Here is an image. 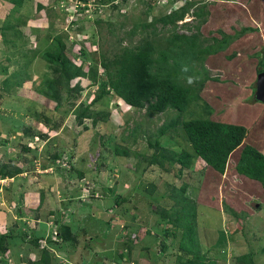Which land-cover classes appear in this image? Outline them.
I'll return each instance as SVG.
<instances>
[{
	"label": "rangeland",
	"instance_id": "rangeland-1",
	"mask_svg": "<svg viewBox=\"0 0 264 264\" xmlns=\"http://www.w3.org/2000/svg\"><path fill=\"white\" fill-rule=\"evenodd\" d=\"M184 1L191 5L175 28L143 26ZM8 9L0 0V26ZM16 13L26 24L15 25L14 35L5 32L6 41L0 34V167L20 172L0 178V234L7 236L0 260L36 264L43 247L49 264H175L180 233L159 213L174 204L170 190L185 184L184 195L196 206L204 262L238 264V256L251 253L254 264H264V187L234 171L241 147L222 175L197 158L179 177L147 162L157 153L148 146L155 140L164 151L190 153L180 122L191 117L241 125L247 132L243 144L264 153V103L253 99L259 62L264 66V0H25ZM174 33L195 34L199 48L212 46L213 38L227 39L223 50L192 65L201 78L209 71L217 81L199 87V101L185 114L149 115L106 95L88 107L93 116L107 114L105 123L93 127L89 119L78 125L66 107L53 111L38 96L41 81L51 76L41 55L53 52L55 38L69 60L98 78L99 54L145 38L164 47ZM99 81L88 87L89 80L80 79L74 106H88ZM172 118L176 125L158 136ZM133 125L140 134L126 145L132 154L115 156L114 145L125 147L121 137ZM56 222L68 226L72 241L58 242ZM181 256L186 264L189 256Z\"/></svg>",
	"mask_w": 264,
	"mask_h": 264
},
{
	"label": "trees",
	"instance_id": "trees-1",
	"mask_svg": "<svg viewBox=\"0 0 264 264\" xmlns=\"http://www.w3.org/2000/svg\"><path fill=\"white\" fill-rule=\"evenodd\" d=\"M1 1L9 8L7 15L12 16V20H9L6 15L2 26H0V34L2 39L6 41L4 38L6 36L5 32L11 31L14 35L16 33L15 25L20 27L26 24V21L20 15H16L25 0ZM190 5V1H184L178 8H170L168 13L153 18L149 25L143 26L154 27V25L160 24L161 26L171 25L175 28V23L183 20V17L188 13ZM193 15L196 18L201 16L200 13L195 12H193ZM10 21H13V24ZM249 30L251 29L249 28ZM134 31L133 28L130 33L133 34ZM212 41V46L199 48L195 34L187 36L174 33L164 39V47L157 45L158 47L155 48L151 44L152 42L145 38L140 45L119 47L111 55L107 56V54L101 53L99 54L98 64L103 72L98 76L100 78L98 82L100 87L98 86L97 89L99 88V90H97L96 96L88 106L76 107L74 103L80 79H88L90 83L88 87H93L96 79H98L97 74L95 71L90 73L89 71H84L82 66L76 65L69 60L65 56L63 43L59 38H55L52 40L53 52H43L41 55L47 67L50 68L51 76H46L41 81L39 85L41 88H38V96L42 99L45 106L51 105L48 107H52L53 111L66 107L67 110H71V113L75 115L78 125L82 124L83 120L89 119L93 127L99 122L105 123L107 114L96 113L93 116L92 113H89L88 107L106 95H112L125 106L144 110L149 115L162 114L168 110L177 114H185L193 103L199 101V87L205 81H217L210 76L214 74L213 72L208 71L206 72L207 74L205 73L204 78H201L200 72L195 71L192 66L195 62L200 61L203 56H210L223 50L227 43L225 38L220 40L213 38ZM154 52L158 54L157 57H154ZM259 64L260 69L258 72L264 71L263 62L260 61ZM77 78L78 81L69 87L70 82ZM189 80L195 84L190 85ZM203 109L206 112L210 111L207 104L204 105ZM210 113H208V116ZM97 117H99V120L96 119ZM38 118L40 119L41 117L38 116ZM117 125H123V123ZM174 125H176L175 118H172L170 122L163 123L157 129V135L162 136L168 128H172ZM44 126L47 129V125L45 124ZM180 126L191 149L190 153L181 152L180 154H175L170 151H164L158 148L159 145L155 140L152 144L148 143L149 147L157 149V153L152 154L147 161L150 165L156 166L167 175L173 171L174 175L179 177L183 170L190 169L192 161L197 158L204 168H209L222 175L229 157L241 147L234 164V171L239 176L256 181L264 187V153L251 145L243 144L247 134L245 127L214 121L208 117H191L182 120ZM139 134L140 131L138 133L137 126L133 125L127 134L121 137V142H124L125 147L122 148L120 146V148L119 145H114V155L117 157L130 156L132 153H130L126 145L127 143H135ZM57 158L58 156L55 154L52 155V159L55 160ZM18 173H20L19 169L5 172L3 166L0 167L1 179L13 177ZM185 190V184L172 188L168 197L174 204L159 213L160 218L166 220L168 228H173V230H177L180 233L176 246L177 251L175 252V264L177 262L182 264L181 253L189 256L187 263L210 264L204 262V257L198 254L200 243L195 224L196 206L192 200L184 195ZM18 218H21L20 214H18ZM56 226L55 231L58 233L57 240L59 243L69 242L74 239V235L69 233L68 226L57 222ZM170 235L173 236L174 231H171ZM6 238L5 234H0L1 256L7 251ZM40 249V257L36 264H49V252L43 247ZM1 261L0 264H6L5 261ZM236 262L238 264H254L251 253L238 256Z\"/></svg>",
	"mask_w": 264,
	"mask_h": 264
},
{
	"label": "water",
	"instance_id": "water-1",
	"mask_svg": "<svg viewBox=\"0 0 264 264\" xmlns=\"http://www.w3.org/2000/svg\"><path fill=\"white\" fill-rule=\"evenodd\" d=\"M253 99L257 102L264 103V72L256 76L254 82Z\"/></svg>",
	"mask_w": 264,
	"mask_h": 264
},
{
	"label": "clouds",
	"instance_id": "clouds-1",
	"mask_svg": "<svg viewBox=\"0 0 264 264\" xmlns=\"http://www.w3.org/2000/svg\"><path fill=\"white\" fill-rule=\"evenodd\" d=\"M262 72H264V71H262ZM262 72H260V73H262ZM258 75V74H257ZM256 79V78H255Z\"/></svg>",
	"mask_w": 264,
	"mask_h": 264
}]
</instances>
